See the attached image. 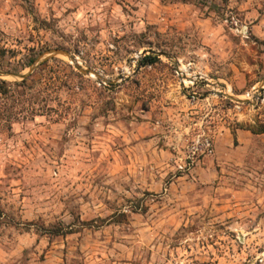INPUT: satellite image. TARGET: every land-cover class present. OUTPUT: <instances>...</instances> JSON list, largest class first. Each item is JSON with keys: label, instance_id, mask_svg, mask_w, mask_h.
I'll list each match as a JSON object with an SVG mask.
<instances>
[{"label": "rangeland", "instance_id": "374dc122", "mask_svg": "<svg viewBox=\"0 0 264 264\" xmlns=\"http://www.w3.org/2000/svg\"><path fill=\"white\" fill-rule=\"evenodd\" d=\"M54 50L106 82L0 104V264H264V0H0L1 70Z\"/></svg>", "mask_w": 264, "mask_h": 264}, {"label": "water", "instance_id": "95a60500", "mask_svg": "<svg viewBox=\"0 0 264 264\" xmlns=\"http://www.w3.org/2000/svg\"><path fill=\"white\" fill-rule=\"evenodd\" d=\"M153 54H156L158 56H165L167 58L172 59L173 57L166 52H162V51H154L151 50L150 51ZM54 55H63L68 57L75 65L77 68L80 69V71L86 75H92V76H96L101 82H106L105 77H103L101 74L95 72L94 70L90 69V70H84L80 67L78 61L76 60V57H74L70 52L65 51V50H54L52 52H49L47 55H44L43 57L39 58L38 60H36L31 66H30V72L27 74H18V73H10L4 70L0 69V76L1 77H15V78H20L21 80H25L29 77L30 73L34 70V68L36 67V64L39 63L41 60H43L42 62L48 60L51 58V56ZM48 56V57H45ZM240 102H247V101H243V100H238Z\"/></svg>", "mask_w": 264, "mask_h": 264}, {"label": "trees", "instance_id": "16d2710c", "mask_svg": "<svg viewBox=\"0 0 264 264\" xmlns=\"http://www.w3.org/2000/svg\"><path fill=\"white\" fill-rule=\"evenodd\" d=\"M185 1H190V0H185ZM156 60L157 59H153L150 62V64H154ZM34 62L35 60L32 59L28 66H31ZM28 81H29V78L21 82H18V81L11 82V81L0 78V104H4V103L7 104L8 101L14 97L13 94H11V92L12 93L15 92L14 90L11 91L12 88L16 89L17 91V89H20L21 87L26 86ZM248 130H250L255 135L264 134V123L261 124L259 127L249 126Z\"/></svg>", "mask_w": 264, "mask_h": 264}, {"label": "built area", "instance_id": "2783aa9c", "mask_svg": "<svg viewBox=\"0 0 264 264\" xmlns=\"http://www.w3.org/2000/svg\"><path fill=\"white\" fill-rule=\"evenodd\" d=\"M201 155L211 157L215 154V145L212 138L208 137L201 142Z\"/></svg>", "mask_w": 264, "mask_h": 264}]
</instances>
